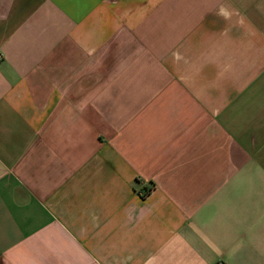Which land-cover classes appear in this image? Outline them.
<instances>
[{
  "label": "crops",
  "instance_id": "0c3cea01",
  "mask_svg": "<svg viewBox=\"0 0 264 264\" xmlns=\"http://www.w3.org/2000/svg\"><path fill=\"white\" fill-rule=\"evenodd\" d=\"M0 264H264V0H0Z\"/></svg>",
  "mask_w": 264,
  "mask_h": 264
}]
</instances>
